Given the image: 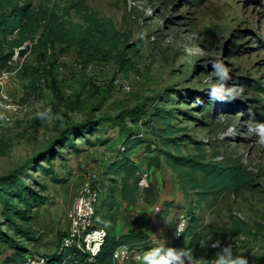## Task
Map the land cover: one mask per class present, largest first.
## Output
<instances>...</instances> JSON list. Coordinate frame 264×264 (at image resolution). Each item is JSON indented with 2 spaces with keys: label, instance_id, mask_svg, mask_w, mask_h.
<instances>
[{
  "label": "rangeland",
  "instance_id": "374dc122",
  "mask_svg": "<svg viewBox=\"0 0 264 264\" xmlns=\"http://www.w3.org/2000/svg\"><path fill=\"white\" fill-rule=\"evenodd\" d=\"M21 3L52 11L72 24H82V12L98 21L109 20L122 40L108 60L89 62L79 59L74 47L54 44L35 50L32 45L38 37L33 36L23 45L24 54L7 65L0 63V72L8 74L5 91L20 107L8 113L0 100V178L13 176L25 197L35 194L42 200L23 221L5 210L3 200L21 212L24 206L0 186V229L26 249L25 264H46L44 257L55 254L64 217L88 174H99L102 190L111 185L110 180L119 182L110 170L114 153L126 146L139 172L160 174L163 187L169 185L182 194L187 183L179 181L163 155L160 170L148 169L147 164L164 150L176 154L177 148L182 156L188 150L194 156L193 142L202 148L207 171L221 165L245 170L249 176L245 189L217 194L203 192L204 174L193 173L197 192L186 191L187 205L177 208L184 213L176 218L160 206L155 207L160 212L153 209L152 216L163 215L174 227L180 216L198 221L195 245L184 251L190 238L184 236L179 242L172 238L177 249L165 250V264L205 260L230 264L239 258L246 264H264V140L255 130L264 124V0ZM33 68L37 69L35 88L30 83ZM117 75L130 82L128 93L112 88ZM214 90L216 96L211 95ZM77 100L80 109L73 112L70 106ZM135 108L145 114L137 122L127 117ZM169 111L174 114L169 125L177 132L172 139L180 143L167 148L160 133L163 124H155L156 130L150 121L152 113ZM119 114L124 122L115 121ZM88 122L95 124L93 133L70 134L69 130ZM136 138L143 141L137 143ZM199 192L206 199L202 204L197 203ZM138 193L143 201L153 200V191ZM101 213L97 212L96 225L106 218L102 221ZM10 254L0 244V264Z\"/></svg>",
  "mask_w": 264,
  "mask_h": 264
},
{
  "label": "trees",
  "instance_id": "16d2710c",
  "mask_svg": "<svg viewBox=\"0 0 264 264\" xmlns=\"http://www.w3.org/2000/svg\"><path fill=\"white\" fill-rule=\"evenodd\" d=\"M79 19L82 24H72L58 18L57 14L52 11L49 12L48 10L41 9L33 10L28 3H21V0H0V63L2 65H7L13 56L14 49L23 46L30 41L33 36L38 37L37 42L32 45L35 50H46L48 45L53 46L54 44L66 48L74 47L77 49L78 58H87L89 62L108 60L112 53L119 50L122 40L120 35L114 29L111 21H98L93 15L88 14L87 12L79 13ZM20 54H24V51L22 50ZM36 74L37 69L33 68L32 76L34 78H32L30 82L33 88L36 87ZM70 109L73 112L80 109L78 100L70 106ZM144 115L145 114H143L142 110L135 108L127 114V117H130L134 122H137V120H140ZM173 115L174 114L171 111L167 114H163L162 112H158L157 114L152 113L150 121L154 129H156L155 124H163V129L160 133L161 137L164 139L163 144L167 148L170 145H177L180 143V141L172 139L177 133L169 125V120ZM115 121L118 123L124 122V115L119 114L115 118ZM93 126H95L93 122H88L69 131L72 136L78 137L82 134L93 133ZM135 140L137 143L143 141L137 138ZM192 144L195 151L194 156L188 150L185 152L186 156H182L177 148L175 149L177 152L176 154L164 150L149 160L147 168L160 170L162 166V156L160 155H163V162L169 166L173 172L178 173L177 176L179 181L187 183L186 186H184L185 192H197V186L192 180V175L196 172L204 174L203 192H214L217 194L224 192L237 193L240 190L245 189L249 176L247 171H238L236 168H223L221 165H216L213 169L207 171L206 164H204L205 159L202 153V148L196 142H193ZM152 154L153 153L149 150L147 155L150 156L147 157H151ZM118 155H120L121 158L117 159ZM112 158L115 160H113L110 170L113 171L115 177H119V182L116 180H110L111 185L107 186L104 190L101 189L99 183L100 204L97 207L95 214V225L97 221V212L100 206L107 201L105 193H108L109 199L114 198L116 194H120L124 199L129 201V203H133L138 191L141 192L138 188L139 175L137 173L139 172V169L134 163V160L130 157L128 148L126 147L124 152L118 151L114 153ZM129 179L132 180V184L129 183ZM12 180L13 176L0 178V181H2L0 182V186L3 190H7L8 193L15 194V197L20 200V203L25 209L23 212L14 209L13 207L15 206H11L6 199L3 200V205H5L6 211L12 210L16 213L18 219L24 221V219H27L30 209L40 205L42 200H39V197L35 194H32L31 197H25L24 194L19 191L17 184ZM118 183L121 184L120 188L117 185ZM203 192L197 194L198 204H202L206 201ZM141 193L152 195V186H149ZM113 205L115 206L117 204L114 203ZM8 219L10 220V218ZM240 224L244 226L243 222H240ZM96 226L98 227L99 225ZM236 227L239 228L240 226L235 225L234 228L237 229ZM100 228L107 231L104 227ZM198 228V221L196 218H192L187 222L183 237H189L190 242L189 246L185 248L184 251H187L188 248L195 245V240L199 235ZM59 240L55 254L44 257L46 264H83L84 257L79 255L76 250L67 248L59 249ZM0 244H5V246L9 248V251H11L9 256L3 258L4 264H25L27 260L26 249L17 244V242L9 239L8 235L1 229ZM200 244H204V241ZM133 245L153 247L149 245V237L143 233L130 230L128 234L116 239L107 231V237L95 260V264H112V254L116 248ZM153 249L156 250V247H153ZM176 249L177 246L173 247L171 252H174ZM171 252L169 251V253ZM209 263L210 260H205L201 264Z\"/></svg>",
  "mask_w": 264,
  "mask_h": 264
},
{
  "label": "built area",
  "instance_id": "2783aa9c",
  "mask_svg": "<svg viewBox=\"0 0 264 264\" xmlns=\"http://www.w3.org/2000/svg\"><path fill=\"white\" fill-rule=\"evenodd\" d=\"M25 46L14 49L11 59H16ZM8 74L0 72V100L8 113H16L20 107L11 102V98L5 91ZM112 88L117 92L128 93L130 82L123 75H117L112 80ZM9 121V116L6 119ZM125 151V147L120 149ZM139 175L138 188L141 192L149 187V174L142 170ZM100 204L99 174L91 172L80 184L72 207L64 217L63 236L59 240V249H74L84 257L83 264H95L103 243L107 237V231L97 227L94 223L97 207ZM156 211H159L155 208ZM160 212V211H159ZM186 216H180L173 233V241L178 242L183 238L187 226ZM168 259L167 251L153 249L144 245L120 246L112 254V264H165ZM44 263L45 260L43 259ZM34 264V263H32ZM232 264V262L230 263Z\"/></svg>",
  "mask_w": 264,
  "mask_h": 264
},
{
  "label": "crops",
  "instance_id": "0c3cea01",
  "mask_svg": "<svg viewBox=\"0 0 264 264\" xmlns=\"http://www.w3.org/2000/svg\"><path fill=\"white\" fill-rule=\"evenodd\" d=\"M150 178L153 200H145L147 199L146 196L144 197L145 201H143V197L137 193L133 203H129L120 194H116L114 198L109 199L108 193H105L107 201L100 206L99 210L102 212L100 219L103 221V217L106 216V218L102 223L98 224V227L106 228L108 233L112 234L116 239L128 234L130 230L143 233L149 237L150 246L156 247V249L161 251L169 250L171 252L174 247L172 244L173 228H175L173 222L163 220V215L160 217L157 215L152 216L154 215L152 211L156 206H160L164 211H172L176 218H178V215L184 213L185 209L179 211L177 208L182 205L185 208L189 197L184 191L182 194H176V190L172 189L169 185L163 187V178L160 174H150ZM158 180H161V182ZM117 185L120 188L121 184L118 183ZM114 203L117 205L114 206ZM126 216L129 217L126 218ZM97 221H99V218ZM162 225L165 226L163 232L160 231V226ZM140 264L149 263L144 262Z\"/></svg>",
  "mask_w": 264,
  "mask_h": 264
},
{
  "label": "clouds",
  "instance_id": "9594fccd",
  "mask_svg": "<svg viewBox=\"0 0 264 264\" xmlns=\"http://www.w3.org/2000/svg\"><path fill=\"white\" fill-rule=\"evenodd\" d=\"M223 72L226 73V69H222ZM212 96H216L217 95V92L214 90L212 93H211ZM257 132H259L261 134V138L262 140H264V124H258L256 126V129H255ZM232 264H246V260L243 259V258H239L235 261L232 262Z\"/></svg>",
  "mask_w": 264,
  "mask_h": 264
}]
</instances>
